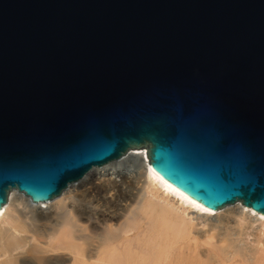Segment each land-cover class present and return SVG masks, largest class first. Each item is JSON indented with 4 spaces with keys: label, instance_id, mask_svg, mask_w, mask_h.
I'll use <instances>...</instances> for the list:
<instances>
[{
    "label": "water",
    "instance_id": "water-1",
    "mask_svg": "<svg viewBox=\"0 0 264 264\" xmlns=\"http://www.w3.org/2000/svg\"><path fill=\"white\" fill-rule=\"evenodd\" d=\"M143 148L264 214V0H0V210Z\"/></svg>",
    "mask_w": 264,
    "mask_h": 264
},
{
    "label": "bare ground",
    "instance_id": "bare-ground-1",
    "mask_svg": "<svg viewBox=\"0 0 264 264\" xmlns=\"http://www.w3.org/2000/svg\"><path fill=\"white\" fill-rule=\"evenodd\" d=\"M106 166L119 182L95 166L52 201L13 189L0 264H264V214L241 201L205 207L158 175L144 148Z\"/></svg>",
    "mask_w": 264,
    "mask_h": 264
},
{
    "label": "rangeland",
    "instance_id": "rangeland-1",
    "mask_svg": "<svg viewBox=\"0 0 264 264\" xmlns=\"http://www.w3.org/2000/svg\"><path fill=\"white\" fill-rule=\"evenodd\" d=\"M111 166H102V167H98V171H101L102 173H104V175L101 176V178H110L111 181L114 180L115 178L117 179V181L119 182L120 176H117L116 173H113L114 171L112 169H110ZM134 176V175H133ZM51 209L50 205L45 206V208H43L42 210L44 212H48ZM255 212V211H254Z\"/></svg>",
    "mask_w": 264,
    "mask_h": 264
}]
</instances>
